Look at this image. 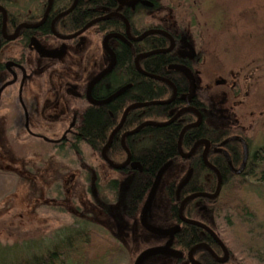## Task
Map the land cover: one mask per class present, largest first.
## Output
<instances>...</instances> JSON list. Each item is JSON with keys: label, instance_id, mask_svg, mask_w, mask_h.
Returning <instances> with one entry per match:
<instances>
[{"label": "flooded vegetation", "instance_id": "flooded-vegetation-1", "mask_svg": "<svg viewBox=\"0 0 264 264\" xmlns=\"http://www.w3.org/2000/svg\"><path fill=\"white\" fill-rule=\"evenodd\" d=\"M196 3L197 0H168L167 4L160 0H0V142L7 144L14 160L25 158L26 153L37 156L40 165L26 159L32 168L48 167L43 158H48L50 148L79 151L84 108L93 105L110 112L113 99L131 84L128 68L115 67L119 59L131 58L139 75L157 77L172 87L165 98L131 103L165 104L170 115L159 121L162 125L174 119L183 123L184 110L190 111L191 118L181 125L175 156L165 160L169 162L158 178L156 187L162 173L173 165L162 183L160 200L151 205L155 187L144 211L145 222L150 225L153 224L148 218L171 222L162 227H175L171 236L146 229L139 219L155 173L165 162L156 168L145 193L126 214L137 216L145 231L161 236L156 246L165 244L170 237L169 248L175 252L169 256L178 264H250V255L261 251L257 247L264 243V230H258L256 208L242 197L241 190H250L253 180L264 177V138L256 139L264 119L259 121L250 112L233 113L225 105L227 91L218 98H209V102L197 91L208 86L201 68L209 56L208 43H203L202 38V43L194 47L188 33L215 23L200 21L203 12L197 10ZM162 7L167 10L163 16ZM108 33L113 34L105 39ZM106 47L112 51L114 62L91 84L89 96L100 100L121 85H128L107 101L92 102L86 89L90 79L109 64ZM85 62L99 65L84 80L81 68L87 67ZM181 65L192 76L190 94V77ZM237 72L230 69L227 76L216 78L228 84L233 95L241 88L246 93L245 87L250 84L249 75L238 79ZM185 129L187 144L183 146L181 134ZM129 130L120 135L125 147L124 136ZM126 149L129 159L125 165L141 170L139 162L132 166L131 162L137 160H131ZM188 171L187 181L177 187ZM121 201L120 206H125ZM182 240L188 244L186 250L179 243ZM194 249L196 256L192 254Z\"/></svg>", "mask_w": 264, "mask_h": 264}, {"label": "rangeland", "instance_id": "rangeland-1", "mask_svg": "<svg viewBox=\"0 0 264 264\" xmlns=\"http://www.w3.org/2000/svg\"><path fill=\"white\" fill-rule=\"evenodd\" d=\"M160 1L167 4L168 0ZM170 1L174 3L175 0ZM197 2V10L203 12L200 13V21L206 19L207 22L215 23L207 29L202 26L201 30L192 29L188 33L194 47L198 42L202 43V38L203 43H208L209 56L201 66L208 86L197 91L207 102L209 98H218L221 92L227 91L225 105L233 113L250 112V116L261 121L264 119V0ZM165 11L166 8L162 7V16ZM86 65V68H81L84 80L93 70H97L99 64L89 62ZM230 69L238 71V79L244 74L249 75L250 84L245 87V95L242 88L233 95L226 86L228 84L217 82L216 78L227 76ZM47 128L51 129L52 125ZM260 128H257L256 139L264 138V127ZM6 145L0 142L1 263L43 251L60 237L78 228H92L94 235L100 239L101 236L107 237L108 241L121 246L120 253L113 258L111 255L107 257L106 264H133L141 250L161 242L160 235L145 231L140 226L137 216L121 211L122 201L118 198V192L122 184L120 182L128 172L102 161L99 151L90 148L82 139L76 152L66 147L60 152L50 148L48 158H43L48 167L41 165L39 168L31 167V164L40 165L37 156H28L26 153L25 158L14 160L10 158L11 151ZM26 159L31 160V164H27ZM171 171L173 165L162 173L151 205L160 200L162 183ZM114 178L118 184L109 182ZM260 180H253L255 183L251 184L253 188L250 190L243 187L241 194L256 208L260 222H264V200L259 196L264 195V177ZM148 221L156 228L171 223L163 218H148ZM241 241L239 245L243 248ZM257 248L261 251L256 256L250 255V264H264V243ZM95 251H99V248ZM140 264L178 262L166 252H152L143 257Z\"/></svg>", "mask_w": 264, "mask_h": 264}, {"label": "trees", "instance_id": "trees-1", "mask_svg": "<svg viewBox=\"0 0 264 264\" xmlns=\"http://www.w3.org/2000/svg\"><path fill=\"white\" fill-rule=\"evenodd\" d=\"M123 65L128 68V81H131V84L113 99L110 112L103 107L89 105L84 108L81 115V139L88 143L90 148L97 149L99 153L106 143L109 133L112 132L111 130L120 122L122 111L128 103L162 99L171 94L172 87L168 82L159 80L157 77L139 75L134 69L131 58L129 61L119 59L115 68L121 69ZM171 71H175V69H171ZM167 109L165 104L161 105L157 102L146 103L142 106L132 105L127 108L124 121L112 132L110 142L104 146V152L111 162L124 161L127 151L121 145L120 135L124 130H132L138 123H143L136 131L124 136V144L130 151L131 160H137L141 165V170H138L137 167L132 170L127 165L121 167L124 171L128 170L120 182L122 183L120 191L117 190L118 198L126 204L122 207L125 214L131 212L129 208L136 204L142 193H145L156 168L169 157L175 156L178 132L184 121L191 118L190 111L184 110L181 113L183 123L174 119L163 125L154 124L153 122H163L169 117ZM186 131L187 129L181 134L183 146L187 144L185 142ZM109 182L118 184L117 179H111ZM259 196L264 200V195ZM257 226L258 230H262L264 222L258 220ZM179 243L185 245L184 250L188 248V244L186 245L184 240ZM97 248L99 251L96 252ZM121 249L118 243L108 241L107 237L101 236L100 239L94 235L92 228H78L73 232H68L64 237H60L53 244L45 247L43 251L19 256L14 260L9 259L3 263L0 262V264H106L107 257L109 258L111 255L113 258L114 255L120 253ZM196 250H192V254L195 256Z\"/></svg>", "mask_w": 264, "mask_h": 264}, {"label": "water", "instance_id": "water-1", "mask_svg": "<svg viewBox=\"0 0 264 264\" xmlns=\"http://www.w3.org/2000/svg\"><path fill=\"white\" fill-rule=\"evenodd\" d=\"M112 34H113V33H108V34L105 36V39H107V37L110 36V35H112ZM105 39H103L104 45H105ZM106 48H107V50L110 52V58H111V59H110V61H109V64H108V66L105 67L103 70H101L100 72H98L97 75H94V76L90 79V81L88 82L87 89H86V91H87V92H86L87 98H88V100H90V101H92V102H98V103H100V102H103V101H107V100H109L111 97H113L114 95H116L117 93L119 94L120 91H121V90H124V88L128 85V84L121 85L119 89L114 90L113 92L110 93L109 96H107V97H105V98H102V99H100V100H97V99H95V98H91V97L89 96V87L91 86V84H92L94 81H96L97 79H99V77H100L104 72L108 71L109 68L112 66V64H113V62H114V59H115V58H114V56H113L112 51H111L108 47H106ZM180 68H181V69L183 68V69L186 71L187 75H189V77H190V81H191V85H190L191 87H190V90H189V94H190V92L193 90V86H194V85L192 84V80H191V77H192V76L190 75L189 70H188L187 68H185L183 65H181ZM148 102H150V101H148ZM148 102H143V103H148ZM143 103L133 102V103H131L130 105L126 106V107L124 108L125 111H123L122 116H121V122L123 121V117H124L125 112L127 111L126 109H127L128 107H131V105H134V104L142 105ZM150 103H151V102H150ZM121 122H118V123H117V125L112 129V132H114L113 130H115V128H116L119 124H121ZM148 122H151V121H148ZM153 123H154V124H161V125H162L161 122H153ZM153 123H151V124H153ZM140 125H141V124H138L137 126H135L134 128H132V130L126 131V133H129V132L133 133V131H136V129H137ZM111 135H112V133H109L106 143H104V145L102 146V148H101V150H100L101 158L104 159L107 163H109V165H111V167H117V168L124 167V165L127 163L128 159H129V155H128V154H127L126 158L124 159L123 163H122V162H120V163L113 162V163H112V162L110 161V159L106 156L105 152H104V146H105L107 143L110 142ZM121 144H122V146L126 149V147L123 145V142H122ZM126 150H127V149H126ZM168 162H169V161H166V162H165L164 164H162V165L158 168V170L156 171V173H155V177H154V180H153V183H151V185H150V187H149V189H148V191H147L148 193L146 194L145 200L143 201V204H142V206H141V209H140V212H139V213H140V214H139V219H140L141 223L144 224V226H145L146 229H150V230H152V231H155L156 233H158V232H159V233H165V232H166V233H169V236H171V232H172V230H173L175 227H169V229L162 228V227H158V228H156V226H153V225H150L149 223H146V222H145V218H144V214H145L144 211H145V209L147 208V205L150 203L149 201H150V199H151L152 194L155 193L154 190H155L156 184H157V182H158V178H159V176H160V173L163 171L162 169H164V168L166 167V165H167ZM131 164H132V166H134L135 164L138 165L139 163H138V161H132ZM188 174H189V171L187 172V174L185 175V177H183V178L181 179L182 181H180V182L178 183L177 187H178L179 185H181L184 181H187ZM169 241H170V237H169L168 240H166L165 244H163V245L152 246V247H149L148 249L145 248V249L141 250V251L139 252L138 256L135 257L133 264H140V262H141V260L143 259V257H145V256H149V254L152 253V252H157V253H158L159 251H162V252H167L168 254L175 252V250H173L172 248H169V244H170ZM188 255H189V254H188ZM189 258H190V257H189Z\"/></svg>", "mask_w": 264, "mask_h": 264}]
</instances>
